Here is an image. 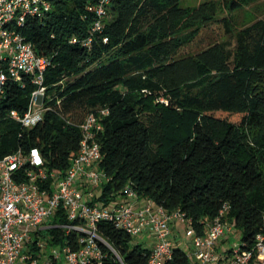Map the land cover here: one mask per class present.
I'll return each mask as SVG.
<instances>
[{
    "label": "trees",
    "instance_id": "trees-1",
    "mask_svg": "<svg viewBox=\"0 0 264 264\" xmlns=\"http://www.w3.org/2000/svg\"><path fill=\"white\" fill-rule=\"evenodd\" d=\"M51 2L49 14L29 16L20 29L52 59L44 117L28 128L11 116L29 109L36 89L29 76L0 88V159L38 147L46 168L62 175L79 152L89 114L108 109L99 113L97 167L111 179L97 201L109 203L132 184L139 196L184 210L199 232L201 221L230 203L228 219L251 246L264 231V17L240 26L234 13L255 0L186 7L182 0H111L105 27L95 33L91 0ZM219 20L234 47L216 41L182 52ZM162 95L171 104L157 101ZM65 221L63 213L54 218ZM99 233L126 264H147L150 249L126 231L104 221ZM169 264H192L189 252L177 244Z\"/></svg>",
    "mask_w": 264,
    "mask_h": 264
},
{
    "label": "built area",
    "instance_id": "built-area-1",
    "mask_svg": "<svg viewBox=\"0 0 264 264\" xmlns=\"http://www.w3.org/2000/svg\"><path fill=\"white\" fill-rule=\"evenodd\" d=\"M110 3L91 0L88 5L96 14L93 33L103 31ZM52 9L51 0H0V88L4 92L9 80L24 83V76L36 85L27 112L11 113L28 128L43 120L45 72L52 59L39 55L20 29L29 16L43 19ZM91 42L92 37L85 45ZM108 112L103 109L89 114L82 125L79 152L62 175L46 168L38 147L29 152L20 149L0 159V264H110L111 260L126 264L120 252L99 233L104 221L134 238L145 231L152 234V246L143 245L150 249L147 264H169L175 246L183 247L174 238L177 223L187 224L192 264H264V231L256 235L251 246L241 241L226 249L221 244L234 235L235 224L228 219L230 203H225L213 219L201 221L204 231L199 232L184 210L169 211L153 199L139 196L132 184L109 203L97 201L99 190L111 179L97 167L102 158L97 139L103 129L99 113ZM60 213L67 221L54 222ZM58 235L65 241L56 242Z\"/></svg>",
    "mask_w": 264,
    "mask_h": 264
},
{
    "label": "rangeland",
    "instance_id": "rangeland-1",
    "mask_svg": "<svg viewBox=\"0 0 264 264\" xmlns=\"http://www.w3.org/2000/svg\"><path fill=\"white\" fill-rule=\"evenodd\" d=\"M204 0H182L181 5L186 6H196L203 2ZM225 15H228V12H225ZM238 24L244 26L253 20L264 17V0H255V2L237 12L234 13ZM201 36L196 41V43L185 47L182 52H196L201 47L208 45L209 43L222 41L227 42L228 45L232 48L235 46V38L227 35L223 22L221 20L211 23L210 25L204 27L201 32ZM157 101L161 104L169 105L171 104V97L169 95L160 96ZM146 123L148 124V119L144 116ZM187 224L186 223H177L173 227L174 238L177 239L179 243L182 244L183 248L190 251L191 250V239L187 236ZM242 239V230L234 228V235L232 238L225 243L226 249L236 247L239 245ZM153 236L149 232L145 231L144 233L135 237V243L142 244L144 246H152Z\"/></svg>",
    "mask_w": 264,
    "mask_h": 264
},
{
    "label": "crops",
    "instance_id": "crops-1",
    "mask_svg": "<svg viewBox=\"0 0 264 264\" xmlns=\"http://www.w3.org/2000/svg\"><path fill=\"white\" fill-rule=\"evenodd\" d=\"M225 241H226V240H225ZM226 242H227V241H226ZM226 242H224V243L222 242L221 244H225Z\"/></svg>",
    "mask_w": 264,
    "mask_h": 264
}]
</instances>
